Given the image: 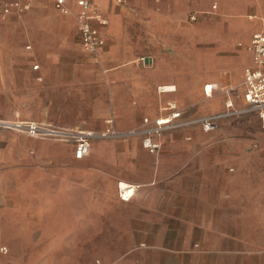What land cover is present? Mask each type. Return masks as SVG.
Returning a JSON list of instances; mask_svg holds the SVG:
<instances>
[{
	"label": "crops",
	"instance_id": "0c3cea01",
	"mask_svg": "<svg viewBox=\"0 0 264 264\" xmlns=\"http://www.w3.org/2000/svg\"><path fill=\"white\" fill-rule=\"evenodd\" d=\"M65 1L76 10V0ZM91 1L108 22L100 29L104 45L98 56L83 52L73 22L78 38L74 50L84 57L53 55L32 65L36 72L25 73L43 94L53 96L62 89L73 102L95 111L72 110L59 118L50 112V103L36 114L20 105L0 113V119L124 131L144 118L165 116L168 102L182 112L181 120L221 114L228 100L236 109L244 107L243 87L240 96L232 94V87L241 77L243 84L244 69L251 65L247 52L243 70H232L229 62L228 75L215 73L204 80L190 73L187 60L174 65L172 56L161 60L154 53L134 55L125 48L131 29L138 27L149 35V43L155 42L159 33L185 23L203 0H127L121 5ZM29 10L2 17L22 19ZM39 39L43 43L45 35ZM140 58H148L151 66H143ZM59 59L70 65L58 67ZM160 86L174 89L158 93ZM206 86H211L208 96ZM237 117L220 119L209 132L199 125L166 132L156 156L137 139L94 142L81 160L84 166L71 165L70 145L0 133V249L6 248L5 254L44 255L52 252L51 245L62 248V239L84 237L102 240L98 264H264V199L252 198L250 183L245 185L249 197H236L235 157L221 138L215 139L222 123ZM77 174L83 175V198L77 195ZM118 183L135 187L128 201L119 198ZM46 239L59 243L46 246ZM113 239L125 240L123 247L118 242L116 249H105Z\"/></svg>",
	"mask_w": 264,
	"mask_h": 264
},
{
	"label": "rangeland",
	"instance_id": "374dc122",
	"mask_svg": "<svg viewBox=\"0 0 264 264\" xmlns=\"http://www.w3.org/2000/svg\"><path fill=\"white\" fill-rule=\"evenodd\" d=\"M29 8V13L22 19L3 18L0 10V113L4 114L13 107L20 108V105L26 112L41 113L49 103L50 112L59 118L68 117L72 110L81 114L95 111L73 102V96L64 95L62 89L53 96L43 94L32 82L30 74L25 73V70L36 72L32 65L43 60L46 62L53 55L84 57L74 50L78 38L71 16L57 13L50 0H34ZM192 13L196 14L195 21L190 19ZM261 18H264V0H203L186 15L185 23L175 31L159 33L155 42L149 43V35L138 27L131 29L126 34L125 48L134 55L154 53L161 60L172 56L174 65L187 60L190 73L206 80L215 73L228 75L229 62L232 70L238 71L241 66L243 70L248 63L245 45L251 34L259 29ZM41 34L45 35L43 43L39 39ZM29 45L31 49H27ZM56 64L58 67L70 65L60 59ZM49 65L48 71L52 73V64ZM241 83L242 77L232 87L235 96L241 95ZM22 86L24 89L20 91ZM93 90L97 91L96 85ZM97 96L98 92H94V97ZM221 98L223 100L225 96ZM217 137L224 141L225 150L235 157L236 197H249L245 185L250 183L252 198L264 199V121L255 114L225 121L215 139ZM59 145L70 152L63 144ZM71 165L84 166V161H74ZM81 179L83 175L77 174V195L83 198ZM45 241L46 246L61 242L62 248L51 245L48 248L52 252L44 255L0 253V264H98L101 259L102 240L99 238ZM118 242L123 247L125 240H109L105 249H116Z\"/></svg>",
	"mask_w": 264,
	"mask_h": 264
},
{
	"label": "built area",
	"instance_id": "2783aa9c",
	"mask_svg": "<svg viewBox=\"0 0 264 264\" xmlns=\"http://www.w3.org/2000/svg\"><path fill=\"white\" fill-rule=\"evenodd\" d=\"M33 0H0L2 16L7 17L13 13L20 14L29 8ZM117 4H123L127 0H115ZM56 12L64 16H71L76 25V31L81 43L83 52L92 57H97L104 40L101 37L100 29L107 27L106 18L93 7L91 0H76L75 11L67 6L65 0H51ZM191 21L196 17L191 16ZM242 47V45H238ZM29 49V47L27 48ZM245 49L251 56V65L244 69L243 90L244 107L236 109L233 103L225 102V111L221 114L209 116L199 120H181L182 112L173 102H168L164 109L165 116L149 119L144 118L141 124L135 128L120 131L113 126L106 127L100 131L83 130L56 126L49 123L29 122L22 120L0 119V133L12 132L22 134L36 140L54 141L70 145L72 157L75 161H81L90 153L91 145L94 142H125L132 139L140 141L142 148L152 156H156L161 149V138L169 131L199 125L204 132L211 131L220 119L255 114L264 121V18L260 20V29L251 35ZM143 66H151L148 58H140ZM38 66H34L36 70ZM173 87L160 86L158 93L173 91ZM211 86L204 88V94L208 96ZM230 172H233L231 169ZM118 196L123 201H128L134 194L135 187L125 183L117 184ZM0 252L5 254L6 248Z\"/></svg>",
	"mask_w": 264,
	"mask_h": 264
}]
</instances>
